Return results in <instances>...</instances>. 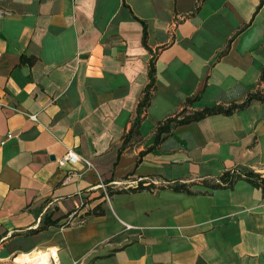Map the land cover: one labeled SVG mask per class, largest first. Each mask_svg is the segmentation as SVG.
<instances>
[{"label": "crops", "instance_id": "crops-1", "mask_svg": "<svg viewBox=\"0 0 264 264\" xmlns=\"http://www.w3.org/2000/svg\"><path fill=\"white\" fill-rule=\"evenodd\" d=\"M197 2L0 0V264H264V189L199 186L264 176V102L154 147L158 123L197 94L190 112L264 95V0ZM153 56L142 144L119 154ZM68 150L91 166L60 165ZM175 182L198 194L103 195ZM44 222L56 224L37 232Z\"/></svg>", "mask_w": 264, "mask_h": 264}, {"label": "trees", "instance_id": "trees-1", "mask_svg": "<svg viewBox=\"0 0 264 264\" xmlns=\"http://www.w3.org/2000/svg\"><path fill=\"white\" fill-rule=\"evenodd\" d=\"M204 0H198L194 13L200 9L201 4ZM262 3V2H261ZM147 40V31L146 27H143L142 42L145 45ZM155 57L153 56L149 63L148 71V84L143 91V97L138 103L136 110V118L132 122L130 128L125 133L122 138V145L119 150V154H128L131 153L135 148H138L142 144V136L140 134V127L142 122L145 119L147 108L149 107L154 92L156 89V79H155ZM264 77V69L261 74V79ZM263 92L258 90L254 93L247 95L246 99L241 104H230L229 106L215 105L210 108H203L194 112L189 111V107L199 99L197 94L195 97L186 100L182 109L174 114L172 117L167 118L166 120L158 123L155 128V144L154 147L159 145L166 136L170 135L172 130L176 127L187 125L193 122L200 121L204 118L215 116V115H224L229 116L236 111L244 109L251 101H260L264 102ZM141 156V153H140ZM238 181H245L248 184L264 189V176L254 173L250 170H228L224 172L221 176L217 178L206 179L199 182V186L210 189V190H219V189H230ZM194 184L192 183H166L162 186H156L155 184H148L143 186L138 184L136 188H127L116 190L114 192L108 191L110 195L113 193L117 194H129V193H140V192H152L155 189H168L175 193H182L185 195L193 196L198 193L192 192L191 188ZM99 209V208H97ZM96 209V210H97ZM96 214L102 215V210H97ZM55 222H44L39 228L38 231L44 230L48 226L55 225ZM35 231V232H36Z\"/></svg>", "mask_w": 264, "mask_h": 264}, {"label": "built area", "instance_id": "built-area-1", "mask_svg": "<svg viewBox=\"0 0 264 264\" xmlns=\"http://www.w3.org/2000/svg\"><path fill=\"white\" fill-rule=\"evenodd\" d=\"M32 119L34 120L35 117H32ZM78 162L83 163L86 167L91 166L85 158H83L82 156H79L73 150H68L66 155L59 161V164L60 165H63L65 163L76 164ZM103 192H104L103 195L105 196V198L108 199V192L104 188H103ZM32 264H59V263L55 255L52 254L51 256L45 258L44 261H42L41 258H38L37 260H33ZM73 264H77V262H74Z\"/></svg>", "mask_w": 264, "mask_h": 264}, {"label": "bare ground", "instance_id": "bare-ground-1", "mask_svg": "<svg viewBox=\"0 0 264 264\" xmlns=\"http://www.w3.org/2000/svg\"><path fill=\"white\" fill-rule=\"evenodd\" d=\"M37 259L38 258H41L42 259V261H44V259L46 258L44 255H42L41 257L39 256V257H36ZM37 259H33V258H31L30 256H28V255H26V256H20L19 258H18V260H17V262H19V263H22V264H24V262L25 263H30V262H33V260H37Z\"/></svg>", "mask_w": 264, "mask_h": 264}, {"label": "rangeland", "instance_id": "rangeland-1", "mask_svg": "<svg viewBox=\"0 0 264 264\" xmlns=\"http://www.w3.org/2000/svg\"><path fill=\"white\" fill-rule=\"evenodd\" d=\"M36 257H39V256H34V257H32L33 259H37Z\"/></svg>", "mask_w": 264, "mask_h": 264}]
</instances>
